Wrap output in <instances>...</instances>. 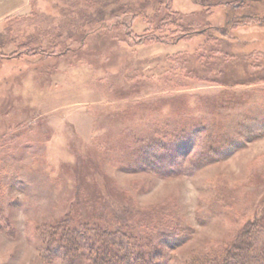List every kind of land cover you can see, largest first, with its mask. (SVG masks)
<instances>
[{
	"label": "rangeland",
	"instance_id": "rangeland-1",
	"mask_svg": "<svg viewBox=\"0 0 264 264\" xmlns=\"http://www.w3.org/2000/svg\"><path fill=\"white\" fill-rule=\"evenodd\" d=\"M214 1L0 0V264H65L61 223L183 264L264 216V0Z\"/></svg>",
	"mask_w": 264,
	"mask_h": 264
},
{
	"label": "trees",
	"instance_id": "trees-1",
	"mask_svg": "<svg viewBox=\"0 0 264 264\" xmlns=\"http://www.w3.org/2000/svg\"><path fill=\"white\" fill-rule=\"evenodd\" d=\"M250 1L251 0H227V4L225 3V5H235L233 11H237V9H247L246 4ZM206 2L207 0H195V3H198L199 6L207 5ZM213 3H223V1L218 0ZM164 146L169 148L170 145ZM174 148L177 147L172 145L165 155L161 154L163 155L162 158L166 157V159L174 160L176 155V150ZM152 160L153 159H150L148 162L152 164ZM245 225L246 226L233 237L231 242L219 244L215 249L194 257L189 262L183 264H264V216ZM76 229L77 228L73 226V224L68 223H61L53 228V231L50 232L49 235L51 242L42 245L44 258H47L48 263L54 262L49 252L55 251L56 254L54 257L59 258L58 256L60 255L61 260H63L65 264H156L157 261L162 260L159 258V256H161L159 255L160 250L157 249L162 241L171 244L169 240L177 242L182 239L180 235L177 239L175 235L159 234L155 237L153 242L150 240L148 241L146 245L148 249L144 250L141 248V252L138 253V256L131 257L132 255H118V253L111 251V248L109 249L111 245L103 240L105 237H108L107 235L109 233L106 231L103 230L99 233L103 241L99 243L100 246H97V244H92V237H90L89 232H87L89 230L87 224H84V230H82L83 233L81 236L78 235L79 233L76 232ZM153 238L154 237H152V239ZM83 242L87 248L86 253H84L82 249ZM142 247L144 248V246ZM59 250H61V253L58 252V255L57 251Z\"/></svg>",
	"mask_w": 264,
	"mask_h": 264
}]
</instances>
